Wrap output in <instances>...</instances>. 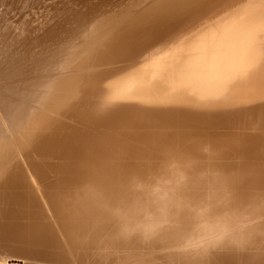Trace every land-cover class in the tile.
Returning a JSON list of instances; mask_svg holds the SVG:
<instances>
[{
  "label": "bare ground",
  "instance_id": "obj_1",
  "mask_svg": "<svg viewBox=\"0 0 264 264\" xmlns=\"http://www.w3.org/2000/svg\"><path fill=\"white\" fill-rule=\"evenodd\" d=\"M0 264H264V0H0Z\"/></svg>",
  "mask_w": 264,
  "mask_h": 264
},
{
  "label": "rangeland",
  "instance_id": "obj_2",
  "mask_svg": "<svg viewBox=\"0 0 264 264\" xmlns=\"http://www.w3.org/2000/svg\"><path fill=\"white\" fill-rule=\"evenodd\" d=\"M15 262H17V260Z\"/></svg>",
  "mask_w": 264,
  "mask_h": 264
}]
</instances>
